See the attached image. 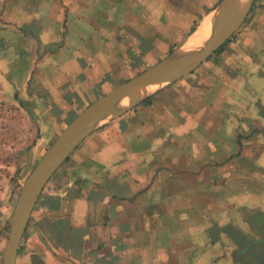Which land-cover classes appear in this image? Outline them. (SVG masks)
I'll return each mask as SVG.
<instances>
[{"label":"crops","instance_id":"1","mask_svg":"<svg viewBox=\"0 0 264 264\" xmlns=\"http://www.w3.org/2000/svg\"><path fill=\"white\" fill-rule=\"evenodd\" d=\"M219 1L7 0L0 141L14 111L52 143L92 101L213 22ZM251 20L191 74L85 138L42 191L17 264H264V6ZM14 35L39 39V58L8 51ZM24 66L23 82L8 77ZM10 161L0 158L4 172Z\"/></svg>","mask_w":264,"mask_h":264},{"label":"water","instance_id":"2","mask_svg":"<svg viewBox=\"0 0 264 264\" xmlns=\"http://www.w3.org/2000/svg\"><path fill=\"white\" fill-rule=\"evenodd\" d=\"M228 1L221 0L211 10L208 16L213 15L215 18L208 34L200 42H196L194 37L196 28L169 54L92 101L67 124L21 185L3 251V264H17L20 242L42 191L85 138L103 123L133 109L165 86L191 74L241 28L255 0H235L233 10L220 18Z\"/></svg>","mask_w":264,"mask_h":264},{"label":"rangeland","instance_id":"3","mask_svg":"<svg viewBox=\"0 0 264 264\" xmlns=\"http://www.w3.org/2000/svg\"><path fill=\"white\" fill-rule=\"evenodd\" d=\"M262 1L263 0H255L254 7H252L251 9L253 10V12H252V15L249 21L248 19H246L245 23L241 26L244 28V30L247 27H251L252 25L251 18L255 17V14L258 10L259 11L262 10V6H264V2ZM136 3L138 4L139 0H136ZM218 3L216 5H218ZM6 5H8L7 0H2V1L0 0V13L5 8ZM11 6H14L13 10H15V4L13 3L11 4ZM3 20L0 18V22ZM8 22L15 23V20L10 19L8 20ZM242 32H245V31H241V28H240L231 37L233 38L232 41L239 38ZM1 37L3 39L0 42H2L3 44V40H6V37L0 35V38ZM9 37H11L13 40H11V42L9 41L10 42L9 46L6 44V46L8 47L7 48L8 51L11 50V52H14V53L17 52L20 55L23 54L24 58H25V55L27 54V56H29V58L31 59V62H34V60L36 59V56L37 58H39L38 56L40 55V49H41L40 45L38 44L39 39H35L32 37H25V40H22L23 37H18L17 35L9 36ZM154 42L155 40L153 39L152 43ZM178 45L179 44H176L175 47H177ZM175 47H172L170 49V52ZM204 68L206 69V67ZM22 70L23 72L19 75V77L14 78L13 77L14 74L10 71L8 73V77H10V79L12 80H16V81L18 80L21 83L29 75V66H24ZM1 76L3 77L4 81L7 82L6 77H4L3 75ZM2 104L3 103L0 100V119L3 117V110H2L3 108H1ZM13 112L11 113L12 114L11 117H14V121L17 123V126H11V128L12 127L14 128V129L8 130L11 132V135L7 137V140L6 138H3V140L0 141V144H1L0 145V158H11L10 162L12 163V164H9V166L11 167L10 169H8L9 167H7V172H4L5 169H3V167L5 168V166L0 167V205H3V203L9 199L8 207H6L7 209L6 212H8L6 220L3 219L4 211H1L2 215H0V264H3V251L6 246L8 233L10 232L11 219H12L13 211H14L18 196H19L21 185L23 181L25 180V178L27 177V175L30 173V171L34 168V166L37 164L39 159L45 153L47 148L51 145V141L48 144H43V141L41 139H42V136L44 135V132H42L41 128H39V131L37 133L36 131L37 123H36L35 117L29 118V124H26L25 126V124H22L25 116L21 115V113H17V112L13 113ZM73 117L74 115L71 116L70 119H72ZM31 121L33 122L34 129H32ZM68 123L69 122H67V124ZM3 126L4 128L7 127L6 125H3ZM39 139H40L41 145H39V147L36 149L35 146ZM9 145L11 146L10 148H9ZM7 149H8V152H7ZM5 196H8V199H4ZM6 229L8 230L7 231L8 233L5 232ZM233 232H234L233 235L234 234L238 235L235 229L233 230Z\"/></svg>","mask_w":264,"mask_h":264},{"label":"bare ground","instance_id":"4","mask_svg":"<svg viewBox=\"0 0 264 264\" xmlns=\"http://www.w3.org/2000/svg\"><path fill=\"white\" fill-rule=\"evenodd\" d=\"M234 5H235V0H229L226 3V5L224 6V9L222 11V13L220 14V15H223L222 18L225 17V16H227L233 10ZM211 26H212V22H209L208 24H206V26H204V28L201 27V28L197 29L194 32V37L196 38V42H200L208 34Z\"/></svg>","mask_w":264,"mask_h":264},{"label":"trees","instance_id":"5","mask_svg":"<svg viewBox=\"0 0 264 264\" xmlns=\"http://www.w3.org/2000/svg\"><path fill=\"white\" fill-rule=\"evenodd\" d=\"M230 40H231V39H229L227 42H229ZM227 42H226V43H227ZM226 43H225V45H226ZM225 45H223L222 47H220L216 52L222 51ZM171 51H172V50H171ZM149 101H150V98L147 99V100L145 101V103H146V102H149Z\"/></svg>","mask_w":264,"mask_h":264}]
</instances>
